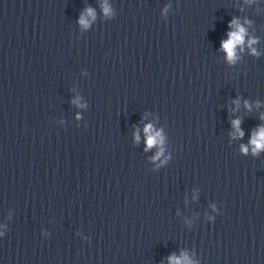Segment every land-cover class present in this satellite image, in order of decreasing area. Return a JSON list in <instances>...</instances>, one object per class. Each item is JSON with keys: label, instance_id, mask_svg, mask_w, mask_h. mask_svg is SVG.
<instances>
[{"label": "clouds", "instance_id": "clouds-1", "mask_svg": "<svg viewBox=\"0 0 264 264\" xmlns=\"http://www.w3.org/2000/svg\"><path fill=\"white\" fill-rule=\"evenodd\" d=\"M103 10L105 14H108L110 11V9L107 6H104ZM86 11L89 16L94 17L95 14H94L93 9L88 8ZM79 22L82 25L87 26V21L85 20V17L83 15H81ZM229 27L234 28V30L228 33L227 40L221 41V49L226 53V57L229 63H234L236 59L238 58L237 57V47L240 46L241 50H243L242 46L244 45V42H245L246 29L242 27L235 19L231 22ZM255 43L256 41L254 39H250L248 41L249 47H251V45ZM252 52L253 54H257L255 52V49H252ZM245 107H249L247 102H245ZM261 119H264V117H261ZM232 125L236 129L237 134L242 137L243 132L239 128L240 121L234 120L232 121ZM144 132L146 136V145H147L146 150L152 148L153 146H157L163 143L160 133L155 132L153 130L152 125H146ZM136 138L138 140L139 136L137 135ZM250 144L252 145V151L254 155L257 154L259 151L264 150V127H259L253 133L252 139L250 140ZM241 150L247 153L248 147L242 145ZM162 151L163 149L161 148V150L157 153V157L155 158H158L162 154ZM169 260H170V264H191V261H189L188 258L183 255L179 258L175 256H171L169 257Z\"/></svg>", "mask_w": 264, "mask_h": 264}]
</instances>
